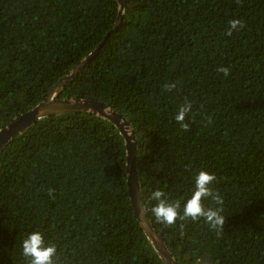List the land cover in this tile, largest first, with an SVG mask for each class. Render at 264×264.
<instances>
[{
    "label": "trees",
    "instance_id": "16d2710c",
    "mask_svg": "<svg viewBox=\"0 0 264 264\" xmlns=\"http://www.w3.org/2000/svg\"><path fill=\"white\" fill-rule=\"evenodd\" d=\"M121 2L112 30L117 0H0V129L102 44L57 99L100 101L130 123L143 205L173 258L264 264V0ZM234 19L243 26L228 35ZM185 103L187 130L172 119ZM125 161L116 127L91 113L41 119L10 141L0 264H29L19 242L36 229L57 246V264H163L132 208ZM201 168L217 177L220 232L157 222L151 192L179 200Z\"/></svg>",
    "mask_w": 264,
    "mask_h": 264
},
{
    "label": "water",
    "instance_id": "95a60500",
    "mask_svg": "<svg viewBox=\"0 0 264 264\" xmlns=\"http://www.w3.org/2000/svg\"><path fill=\"white\" fill-rule=\"evenodd\" d=\"M117 2L119 4V12L112 30H116L123 20V4L121 0H117ZM109 34L110 33H108L105 38H107ZM101 45L102 44L74 67L68 75L58 81L49 90L47 96L42 102L25 113L17 116L7 126L0 129V152L10 141L17 138L36 122L47 117L75 113H91L94 116L109 121L116 127L124 140L126 151L125 172L127 176V190L139 226L163 264H178L167 249L162 238L154 230L147 217L137 179V148L135 144V136L133 135L130 123L113 108L108 107L100 101L87 98L57 99L65 85L81 73L90 61L96 57L100 51Z\"/></svg>",
    "mask_w": 264,
    "mask_h": 264
},
{
    "label": "clouds",
    "instance_id": "9594fccd",
    "mask_svg": "<svg viewBox=\"0 0 264 264\" xmlns=\"http://www.w3.org/2000/svg\"><path fill=\"white\" fill-rule=\"evenodd\" d=\"M242 26L240 20L230 21L227 34L231 35L232 31H238ZM190 111L191 104L185 103L176 110L172 119L187 130L186 120ZM216 181L217 177L214 173L201 168L194 174V188L190 194L181 196L179 200L170 201L165 198V192L157 188L151 192L150 198L153 203L147 210L163 225L171 226L178 219L186 222L202 221L210 230L218 234L224 225V216L223 201L212 191V185ZM209 197L212 203L205 206L203 201ZM19 244L22 255L29 258V264H57V246L46 241L44 231L40 229L28 231L20 239Z\"/></svg>",
    "mask_w": 264,
    "mask_h": 264
}]
</instances>
